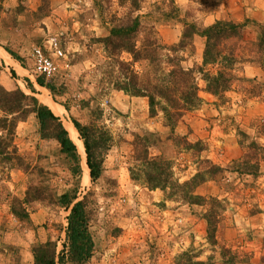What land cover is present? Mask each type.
I'll return each mask as SVG.
<instances>
[{
    "label": "rangeland",
    "instance_id": "374dc122",
    "mask_svg": "<svg viewBox=\"0 0 264 264\" xmlns=\"http://www.w3.org/2000/svg\"><path fill=\"white\" fill-rule=\"evenodd\" d=\"M222 1L188 0L180 6L175 0H139L140 9L132 11V16H141L138 39L154 26L162 43L175 44L184 21L203 27L202 16L217 17L229 11L218 5ZM228 3L230 17H235L233 11L244 15V6L255 14L264 11V0ZM237 4L238 11L233 9ZM130 10V0H0V46L17 53L33 74L32 48L45 46L49 37L56 36L65 55L56 60L58 72L49 79L58 87L57 101L69 109L52 97L62 109L58 116L101 127L110 138L104 170L92 182L80 154L82 175L77 177L56 140L41 138L33 113L17 123L14 144L20 158L11 162L0 158V264H34L32 247L47 240L57 242V251L63 248L68 210L56 199L76 183L77 198L87 196L94 240L93 255L86 264H174L176 255L188 249L199 260L212 254L214 264H222L221 246L238 256V264H264V150L249 147L251 141L264 146V79L241 74L248 62L264 68V46L258 42L260 25H264L253 18L243 19L256 38L246 35V43L241 36L225 41L236 59L231 85L214 95L204 90L205 82L197 72L201 103L170 129L161 112L149 115L146 98L129 96L103 83L105 53L96 39L106 36L112 23L124 20ZM177 23L181 24L178 39L164 42L165 33L176 35ZM203 48V41L193 38V47L180 52L182 65H200ZM0 62V85L26 91L21 76L10 72V64L18 68L17 64L1 56ZM217 68L206 66L211 73ZM43 88L35 93L38 99ZM148 133L153 135L150 154L169 159L179 182L206 170V159L221 167L207 173V180L194 188L195 194L206 198L204 203L190 205L177 197L168 198L165 191L147 187L142 177L131 178L129 169L136 165L133 140L137 134ZM196 141L199 145L188 146ZM242 159L258 160L259 173L236 172L235 163ZM28 195L34 198L26 200ZM14 205L24 208L28 217H16L11 210ZM209 208L216 209L218 220L214 247L205 238L203 213Z\"/></svg>",
    "mask_w": 264,
    "mask_h": 264
},
{
    "label": "trees",
    "instance_id": "16d2710c",
    "mask_svg": "<svg viewBox=\"0 0 264 264\" xmlns=\"http://www.w3.org/2000/svg\"><path fill=\"white\" fill-rule=\"evenodd\" d=\"M130 6L132 10L124 20L114 21L106 36L96 39V42L102 44L105 53L102 65L103 83L106 87L122 91L129 96L146 98L149 115L153 117L161 112L166 125L173 129L185 112L197 108L201 103L197 72L202 75L205 82V91L217 95L229 88L235 77L232 69L236 59L233 51L225 48V41L232 37H240L245 22L216 19L209 25L199 27L194 22L184 21L178 42L167 45L159 40L154 26L147 28L141 39H138L143 28L141 16L139 14L132 16V11L140 9L139 0H130ZM38 10L41 11L42 6ZM260 28L258 42L264 46V26L260 25ZM194 35L204 38L202 61L196 67H185L182 65L184 56L180 52L193 47ZM5 50L21 62V57L17 53L6 48ZM123 54L129 58L124 59ZM207 65H217L218 68L211 73L206 69ZM10 72L12 76H17L13 68ZM24 80L30 93L18 86L6 89L0 85V158L5 162L20 158L14 144L15 129L19 121L33 113L38 121L41 138L56 140L72 174L81 177L80 155L63 121L35 96L37 91L31 80L27 77ZM35 80L38 85L47 88L54 101L58 102L55 97L58 87L51 79L38 75ZM65 108L69 110L67 106ZM70 121L83 142L85 162L91 181L95 182L104 170V152L109 148V135L101 127L83 124L74 117H70ZM150 136L153 135L151 133L135 135L133 149L136 165L129 169L131 178L136 180L142 177L147 187L165 191L168 198L177 197L190 205L204 203L206 198L195 194L194 188L207 180V173H216L221 167L206 159L209 163L206 170L197 171L190 179L179 182L174 177L169 159L150 154L149 148L152 145ZM193 144L199 145V141L189 143L188 146ZM249 147L264 150V146L254 141L250 142ZM254 155L255 153L249 154ZM235 166V171L239 173L252 175L259 173L258 160L250 162L242 159L237 161ZM77 189L76 183L75 187L57 195L56 199L68 210L63 248L57 251V242L51 240L35 244L32 247L34 264H86L92 257L94 240L89 229L90 209L87 196L77 198ZM30 197L34 198L28 195L26 200ZM11 210L16 217H28L27 211L20 206L14 205ZM203 217L206 221V241L214 247L217 245L216 209H207ZM198 256L192 249H188L176 255L174 264H214L212 254L200 260L197 259ZM219 257L222 264H238L239 261L238 256L224 246L219 247Z\"/></svg>",
    "mask_w": 264,
    "mask_h": 264
},
{
    "label": "crops",
    "instance_id": "0c3cea01",
    "mask_svg": "<svg viewBox=\"0 0 264 264\" xmlns=\"http://www.w3.org/2000/svg\"><path fill=\"white\" fill-rule=\"evenodd\" d=\"M227 1V2H226ZM175 2L176 3H178L180 6H184L185 4H186V2H188V0H175ZM224 2H225V4L227 5V7H225V5H224ZM229 2V0H224V1H222L220 4H218V5H223V8L222 9H224V8H226L227 10H232L229 6H228V3ZM240 5H244L243 3H241ZM234 6V5H233ZM240 8H241V6H240ZM233 9H235L236 11H238V9H239V6H238V4L236 5V8H233ZM244 9H245V14L244 15H238V14H235V12L233 11V12H231V14L232 15H235V17H230V16H228V12L229 11H224V13L222 14V13H220V15L218 16L217 15V17H216V15H208V16H206V18L205 17H203L202 16V25H209V24H211L212 22H214L215 21V18H223V19H226V18H231L234 22H236V23H242L243 22V19L246 17V18H253L254 20H256L257 22H259V23H261V24H263L264 25V11H262V12H259V13H254L253 12V10H252V8L251 7H248V6H244ZM250 10V11H249ZM237 13V12H236ZM240 21H242V22H240ZM244 23V22H243ZM181 24L180 23H177L176 24V26H177V28H178V31L176 30V35H174V36H169V35H163V37H164V42H174V41H176L177 39H178V36L180 35L179 33H180V26ZM175 31V30H174ZM246 35H251V38H252V40H254L255 38H256V35H255V32H254V29L251 27V26H249L248 24L247 25H245L244 27H243V29L241 30V42L242 43H246V42H248L247 41V39L246 38H248V36L246 37ZM196 38H200L202 41H203V43H204V38L203 37H201V36H199V35H194V39H196ZM246 41V42H245ZM2 46V45H1ZM3 47V46H2ZM3 49H4V47H3ZM5 50V49H4ZM6 51V50H5ZM200 51H201V48H200ZM8 54H9V57L12 59V61L15 63V64H17V66H18V68L17 67H15V66H13V65H11L10 64V66H11V68H13L14 70H15V72H16V74L17 75H19V76H21V78L20 79H22L23 80V82H24V85H25V89H26V91L25 92H30V90L26 87V82H25V80H24V78L25 77H27V78H29L30 80H31V82L33 83V85H34V87L36 88V91L40 88V87H43V86H40V85H38L37 84V82H36V80H35V77H36V75H34V74H32V73H30V71L23 65V60H22V58H21V62L20 61H18V60H16V59H14L12 56H11V54L8 52V51H6ZM2 62H4V64L5 65H7V63L5 62V61H3L2 60ZM0 64H1V62H0ZM241 74H244L245 76H250V77H253V76H256L257 77V79H261V80H263L264 79V68H262V67H260V66H258L257 64H254L253 62H248V63H246V65L244 66V68H242V71H241ZM45 88V87H44ZM45 89H47V88H45ZM48 90V89H47ZM234 93V92H233ZM52 95V94H51ZM241 94L239 93V95L238 96H240ZM51 98H52V96H51ZM56 102V101H55ZM57 103H59V102H57ZM60 104V103H59ZM62 107H64V105H62V104H60ZM64 109H65V107H64ZM66 111V110H65ZM58 116V115H57ZM61 118V117H60ZM62 120V119H61ZM221 132H223V131H221ZM212 137H213V135H211V139H212ZM218 139V138H217ZM224 155V154H223ZM225 155H226V153H225ZM225 155H224V157L223 158H225ZM214 156V155H213ZM220 157V156H219ZM216 158V157H215ZM217 159V158H216Z\"/></svg>",
    "mask_w": 264,
    "mask_h": 264
},
{
    "label": "built area",
    "instance_id": "2783aa9c",
    "mask_svg": "<svg viewBox=\"0 0 264 264\" xmlns=\"http://www.w3.org/2000/svg\"><path fill=\"white\" fill-rule=\"evenodd\" d=\"M64 55V49L56 36L49 37L45 46H34L31 51L33 74L43 75L46 79L53 78L59 68L56 60Z\"/></svg>",
    "mask_w": 264,
    "mask_h": 264
},
{
    "label": "bare ground",
    "instance_id": "6f19581e",
    "mask_svg": "<svg viewBox=\"0 0 264 264\" xmlns=\"http://www.w3.org/2000/svg\"><path fill=\"white\" fill-rule=\"evenodd\" d=\"M0 56L3 57L5 60L8 61L11 60L9 55L7 54V52L0 46ZM39 99L46 105H48L57 115L62 116V109L58 106L57 103H55L51 97L48 95V93L46 92V90L43 88L41 94H39ZM63 123L65 128L67 129L69 136L72 138V140L75 142L76 146H77V150L78 153L81 155V159L82 162L85 166V169L88 171V167L86 165L85 162V150H84V146L83 143L81 142V140H79L78 138V132L77 129L74 127V125L72 124V122H70L69 120L63 118Z\"/></svg>",
    "mask_w": 264,
    "mask_h": 264
}]
</instances>
